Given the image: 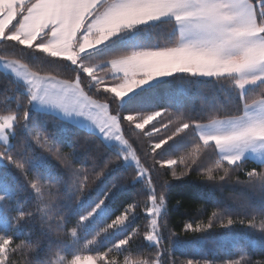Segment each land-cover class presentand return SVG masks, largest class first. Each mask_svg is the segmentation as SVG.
<instances>
[{
	"label": "snow or ice",
	"instance_id": "snow-or-ice-1",
	"mask_svg": "<svg viewBox=\"0 0 264 264\" xmlns=\"http://www.w3.org/2000/svg\"><path fill=\"white\" fill-rule=\"evenodd\" d=\"M161 32L168 45L151 43L153 34ZM0 42L30 50L25 55L41 65L32 70L30 62L0 56V65L23 90L6 97L10 105L15 103L0 114V175L15 169L28 193L21 199L6 180H0V264H18L14 260L17 255L24 258V264H52L51 260L29 259L39 243H32L25 227L38 219L42 229L47 227V235L53 231L49 222L56 221L58 244L63 238L87 233L114 214L113 202L126 190L116 173L133 162V181H147L142 242L152 252L149 259L132 264H177L163 235L171 183L165 179L157 190L153 179L161 170L165 174L170 171L172 180H181L190 174L187 169L195 170L193 165L201 167L198 157L205 149H212L215 160L205 172L208 181L217 182L213 169L222 168L224 175L218 182L226 183L235 173H243L246 179L237 176L234 183L264 192V0H0ZM44 64L56 65L72 75L61 79L42 71ZM178 80L214 84L229 105L209 106L195 115L157 108L155 100L161 91ZM253 93L257 98H250ZM37 113L56 118L54 133L46 132ZM125 125L148 139L161 131L170 132L145 151L146 157L151 156L150 166L142 163L125 138ZM146 126H151V131ZM69 127L87 131L97 146L94 155L86 152L91 155L90 171L99 181L100 191L87 204L89 169L80 161L75 146L68 143V153L59 146L66 143L63 133ZM181 144L186 149L191 146L187 157L156 159L161 155L157 150ZM37 149L52 155L63 172ZM104 160L107 162L96 171ZM78 161L79 167L73 168ZM249 161L255 166L246 170ZM179 165L186 170L177 174ZM53 187L57 192L46 197L45 188ZM61 187L67 191L64 199L71 204L60 199ZM242 206L244 216L235 219L224 209L226 222L219 226L244 225L253 213L247 226L254 228L255 214L264 217V201L258 209L247 201ZM139 208V204L127 205L96 232V236L119 237L105 252L82 255L80 250H72L77 240L63 244L65 264H118L116 259H108L113 250L122 254L138 245L141 230L131 226L139 216L134 209ZM214 226L210 218L203 225L187 223L185 229L200 232ZM31 231L29 227L28 234ZM250 249V242L237 247L238 259L223 257L219 264H264V253L254 260ZM153 255L155 259H151ZM124 264H130L127 257ZM183 264L217 262L192 256Z\"/></svg>",
	"mask_w": 264,
	"mask_h": 264
},
{
	"label": "trees",
	"instance_id": "trees-1",
	"mask_svg": "<svg viewBox=\"0 0 264 264\" xmlns=\"http://www.w3.org/2000/svg\"><path fill=\"white\" fill-rule=\"evenodd\" d=\"M151 43H159L162 46L168 45V41L164 39L163 32L159 34H153L151 37ZM22 46L15 45L13 42L7 44L0 42V56H6L8 59H21L22 62H30L32 70L41 68L39 63L31 62V57L25 55L30 50L21 51ZM43 55V54H38ZM51 59V58H49ZM42 71H49L51 74L57 75L61 79L69 78L72 73L60 68L56 65L44 64ZM100 75H104L103 72ZM15 83L14 78L0 69V114H4L8 108L14 105V101L9 104L6 99L8 96H15L22 93ZM259 90H257L258 92ZM94 93V90H93ZM90 93V94H93ZM171 93V99L169 94ZM93 98L102 100L103 97H97L93 95ZM251 99H255L256 94L253 93L250 96ZM229 105V101L225 99L224 94L218 90L214 84L196 83L191 80H178L174 82L170 89H164L155 100V106L169 107L172 112H184L186 114H198L207 111L209 106H226ZM113 111H115V104H113ZM36 118L40 120L46 127V132L51 135L56 131V125L58 121L50 114L37 113ZM175 119V117H173ZM164 122H167L166 120ZM151 131V126H146ZM159 127V125H157ZM138 130L125 125L124 134L125 138L132 144L133 149L137 152V155L141 157L142 163L150 166L152 163L151 156L146 157L145 151L148 150L150 145L154 142H158L159 139L170 134L161 131L155 134L152 139L147 137L138 136ZM66 143L59 145L63 148L64 153H68L71 149L68 147V143L76 147L80 153V161H83L89 169L88 189L91 192L84 198V204H87L91 200L92 196L100 191V186L97 184L99 181L94 180V173H92V159L91 155H94L97 146L93 143V137L85 130H79L74 127H69L64 133ZM14 143H17L14 141ZM172 144L173 142H169ZM190 147L186 149L182 144L169 149L168 146H164L162 149L157 150L161 155H156V159H169L187 157ZM86 150L91 153L87 154ZM39 154L48 157V160L58 171L63 172V166L55 160L52 155L37 149ZM202 157V158H201ZM114 158V157H113ZM201 167L197 168L193 165V169H187L190 174L181 180H172L171 172L166 174L161 170L160 173L154 174L153 179L159 190V185L163 183L165 179L169 180L171 187L167 193L166 209L167 215L165 217L167 228L164 230V242L165 246L169 247L171 252V258L175 259L177 264H183V261L192 256L206 257L210 260H214L219 264V261L223 257L236 256L237 247H246L249 242L251 243V256L254 260L260 259L261 254L264 253V235H262V225H264V217H261L258 213L255 214L253 223L254 228L247 226V220L252 219L253 213H249L246 218V224L242 225L239 222L235 223L230 228H222L219 225L226 222V216L223 210L228 209L232 217L235 219L238 216L243 217L245 209L242 206L243 201H247L252 204L253 207L259 208L262 201H264V192H261L259 188H250L242 184H236L234 181L237 176L240 179H246L243 173H235L232 179L228 182H218V177L224 175L223 169H213L214 174L217 176V182L208 181L205 172L208 168L213 167L215 157L212 155V149H205L204 153L198 157ZM106 160L101 161L96 171H99L100 167H103V163ZM191 163L190 160L186 161ZM255 165L252 161H249L245 165L246 170H250ZM79 167V161L73 165V168ZM177 174L185 171L183 165L176 167ZM136 175L135 166L124 167L116 173V179L126 189L120 197L113 202L114 214L106 221L99 222L94 225L87 233H80L78 238L67 237L63 238L61 243L56 242V221H50L52 232L45 234L47 227L41 228L40 222L37 219L33 224L27 225L24 229L25 235L35 245L39 243V247L35 251L29 254L30 260H51L52 264H65V253L62 250L63 244L71 245L72 240H77L76 245L72 250H80L82 255H95L97 252H105L111 246L115 239L119 238L116 235L96 236V232L106 226V223L115 218V215H119L124 207L130 204H139V209L134 211L139 212L138 218L132 224V228H139L141 230L140 239L137 247L132 250L117 253L115 250L109 255L108 259H116L118 264H124V260L127 257L130 264L134 261L149 259V253L152 249L142 242L143 226L145 224L144 219V204L146 202V180L133 181V177ZM15 178V179H14ZM81 176V179H84ZM69 185L72 177H69ZM0 180H6L13 190L20 193L21 199L25 194L26 185H24L23 177L13 168L8 169V175H0ZM101 181V185L106 183ZM19 181V184L16 182ZM45 194L49 192L56 193L57 189L45 188ZM67 191L61 187L59 191L60 199L67 204H71V200H65ZM232 197H239L240 200H233ZM81 206L77 207L80 210ZM216 212L215 217L212 213ZM213 220L214 227L209 230H203L195 232L185 229V224L192 223L194 226L199 223L201 225L207 224L209 219ZM31 227L32 231L28 234V228ZM131 231V229H129ZM174 234V235H173ZM122 235V234H121ZM23 238V237H22ZM95 239L96 243L89 245L88 240ZM151 259H155L154 255ZM14 260L18 261V264H24V258L20 255L14 257Z\"/></svg>",
	"mask_w": 264,
	"mask_h": 264
},
{
	"label": "rangeland",
	"instance_id": "rangeland-1",
	"mask_svg": "<svg viewBox=\"0 0 264 264\" xmlns=\"http://www.w3.org/2000/svg\"><path fill=\"white\" fill-rule=\"evenodd\" d=\"M0 69H1L2 71H4V72H5V70H4V68H3V66H2V65H0ZM5 73H6V72H5ZM7 74H9V73H7ZM9 75H11V74H9ZM132 165H134V166H135L134 162L132 163Z\"/></svg>",
	"mask_w": 264,
	"mask_h": 264
}]
</instances>
